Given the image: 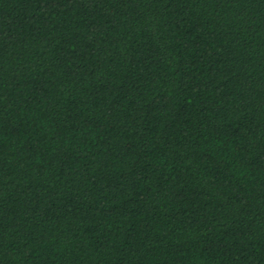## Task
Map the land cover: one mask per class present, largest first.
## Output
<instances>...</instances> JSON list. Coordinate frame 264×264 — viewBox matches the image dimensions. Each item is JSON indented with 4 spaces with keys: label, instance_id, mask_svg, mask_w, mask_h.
<instances>
[{
    "label": "trees",
    "instance_id": "16d2710c",
    "mask_svg": "<svg viewBox=\"0 0 264 264\" xmlns=\"http://www.w3.org/2000/svg\"><path fill=\"white\" fill-rule=\"evenodd\" d=\"M0 264H264V0H0Z\"/></svg>",
    "mask_w": 264,
    "mask_h": 264
}]
</instances>
